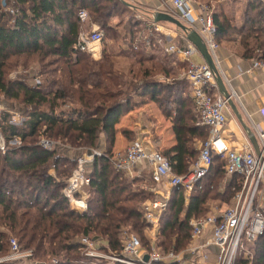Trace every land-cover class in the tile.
<instances>
[{
    "label": "trees",
    "instance_id": "16d2710c",
    "mask_svg": "<svg viewBox=\"0 0 264 264\" xmlns=\"http://www.w3.org/2000/svg\"><path fill=\"white\" fill-rule=\"evenodd\" d=\"M118 4L125 6L119 0H0V102L4 107L0 133L6 145V151H0V258L9 253V240L14 238L22 250L33 251L39 264L49 260L50 264H95L82 254L81 239L120 256L124 228L141 236L142 229L150 226L142 202L154 194L132 191L133 181H126L104 156L111 154L116 125L138 108L135 98H147L171 122L176 143L162 155L175 174L187 172L198 155L196 143L207 138L205 128L195 124L194 105L184 94V82L163 85L154 78L170 75L166 63L157 61L165 68L161 71L157 65H146L152 59L144 52L156 48L154 36L150 43L136 39L127 45L130 54L120 55L137 61L124 63L127 70L121 72L115 61L105 57L106 52L93 61L75 49L78 12L85 9L94 14L100 29L109 30L107 22L116 16ZM244 15L243 26L235 29L229 18L215 12L216 41L238 34L244 56L264 61V2L250 0ZM49 58L53 61L48 62ZM33 61L40 65L33 77L20 75L33 68ZM13 73L16 77L10 78ZM35 78H40L39 84ZM10 111L22 118L20 127L12 122ZM101 134L104 155L86 167L90 178L87 211L75 214L62 190L77 157L84 149H95ZM121 135L130 140L132 130L121 129ZM42 138L57 145L46 150L39 145ZM12 140L19 145L10 146ZM51 162L55 178L47 173ZM223 168V160L212 161L207 175L191 192L184 215L183 192L173 189L156 233L164 252L179 253L189 245V220L204 217L209 201L229 203L238 191L240 177L225 179ZM252 252L250 263L264 264L263 238L256 241ZM238 264L248 262L240 258Z\"/></svg>",
    "mask_w": 264,
    "mask_h": 264
},
{
    "label": "built area",
    "instance_id": "2783aa9c",
    "mask_svg": "<svg viewBox=\"0 0 264 264\" xmlns=\"http://www.w3.org/2000/svg\"><path fill=\"white\" fill-rule=\"evenodd\" d=\"M157 1L159 4L157 13H165L175 18L201 38L226 87L228 98H224L218 92L216 96L213 95L212 91H218L214 74L204 62L196 63L191 60L194 55H199L192 44L186 42L185 47H179L170 43L164 47V51L188 62L184 78L191 88L195 124L205 128L207 133L206 140L200 143L195 161L185 174L177 175L172 171L167 158L160 153L148 151L141 140H135L123 151L110 155L84 149L76 159V167L66 180L62 194L73 213H85L86 205L78 195H81L82 190L90 184L86 167L95 157L102 155L107 157L116 171L127 176H131L141 163H146L150 168L153 184L167 183L171 189L182 191L186 198H189L193 189L207 175L215 158L224 161L223 169L226 177L234 175L240 177V186L233 196L231 206L218 210L212 215L189 220L190 243L184 255L174 252L164 255L154 250V247L143 252L141 242L131 236L124 237L125 242L120 256L103 255L92 242L82 239L81 242L86 250L84 256L87 259H110L119 264H238L240 258L251 264L253 252L250 247H253L259 239H264V128L254 125L250 117H247L248 128L257 143L258 154L251 144L248 143L237 149L224 137L223 130L228 119L229 101L240 108L241 103L218 61L213 15L206 6L196 0ZM7 10L14 13L11 9L7 8ZM78 20L80 31L75 49L95 57L96 46L102 42V33L93 25L91 30L86 29L85 24L89 20L86 10L82 9L78 12ZM152 27L155 32L163 31L158 25L152 24ZM252 68L264 71V61H252ZM35 83L39 84V80L35 79ZM262 112L264 113V109ZM39 145L51 150L57 143L42 138ZM0 151L2 153L6 151L1 133ZM166 204L161 200L147 202L144 206L145 221L151 226L156 225ZM9 244L10 251L0 259V263L36 264L32 261V251L22 250L14 238L9 240ZM246 245L248 248L245 247Z\"/></svg>",
    "mask_w": 264,
    "mask_h": 264
},
{
    "label": "crops",
    "instance_id": "0c3cea01",
    "mask_svg": "<svg viewBox=\"0 0 264 264\" xmlns=\"http://www.w3.org/2000/svg\"><path fill=\"white\" fill-rule=\"evenodd\" d=\"M119 1L125 2V3L127 1V3H131L132 5L129 4L130 7L128 8H130L132 11L135 10V13L137 14V16L143 17L147 21H149L151 25L155 24L163 29V31L159 34L163 36L164 34L166 36H169L168 39L172 40V42L174 41L173 38L177 36L181 39V40L180 39L178 40V42L180 43L179 46L185 47V44L188 41L186 40L183 33H177V34L173 33L174 30L170 31V29L162 25L165 22H159V23L154 22L153 15L157 13V10H159L158 8L159 4L157 0H119ZM196 1L199 2L198 0ZM239 2H240L239 0H235L230 5L222 4L221 6L223 14L232 21V24L235 29H240L243 26L244 18H245L244 9L240 10ZM248 3L249 2H247L246 4ZM231 8H232V11L228 13L227 9H231ZM92 25H93L92 23H88L86 25V29L91 30L92 27L94 26ZM172 33H173V36L171 35ZM156 34L157 35L154 36V38L156 39V44H158L160 39L162 40V38L161 36H159L158 32H156ZM95 57L97 56L95 55ZM95 57H92L90 55L91 59H95ZM217 57H218V61L220 63L221 69L225 77L228 79L233 90L239 97L241 108L238 107V105L236 104H235V107H236L238 114L241 116L242 122L248 127L247 117H250V121L254 125H257L260 128H264V113L262 112L264 109V71L262 69L252 68V61L257 60V59L248 58L244 56V50L241 46L240 37L238 36V34H232L230 36L224 37L223 39L219 41ZM173 59L174 61H171V63L168 64V69L171 72V75H168V76L164 75V77H162V79H160L159 82L165 85H174L177 81L181 79L184 82V93L185 95L189 97V99L193 103L192 98H191V88L187 80L184 78V75H183V78L180 77L177 79V76L181 75L182 72L185 73L187 66H188V62L182 60L181 57L174 55V54H173ZM191 60L196 63L204 62L200 54L194 55L191 58ZM170 80H173L172 83H166V82H169ZM216 90L218 91H212L214 96L217 95V92L220 93L218 87ZM133 112L134 113L137 112V109ZM130 114H128L127 116H124L121 119L120 123L122 124L125 123L123 120H125L126 118H129ZM152 117L158 121L159 125L156 129H153V130H150L147 128L144 136L142 137V139H140L143 142V145L146 147V149L148 150V147L151 146L148 142L151 137L154 138V143H158L160 141L163 145H165V147L163 146L165 149L174 146L176 141H175V136L172 131L171 122L164 118V116L162 115L158 107L154 108V113ZM227 118H228L227 123L223 130L224 137L229 139L231 141L232 146L237 149H239L242 146H245L248 143L250 144L246 131L243 129L241 123L237 120L235 114L232 112L230 108L227 111ZM159 119L162 121H159ZM120 123L117 124L115 127L116 135H115V141H114V145H113L111 153L112 152L115 153L116 151L121 150L122 147L124 146L123 141H125V139L121 135V129H123L124 127ZM165 125H166V129H164L163 132L165 133L166 130L168 131L165 137H162L163 135H161V138L159 139L158 135L160 134V132H162L161 129H163ZM130 127L132 128V131L134 132L135 130L134 127L133 126H130ZM142 132L143 131L141 130V133ZM166 137L167 139L165 140ZM104 146H105V137L104 135L101 134L99 137L96 149L98 150L103 149V152H104L105 149L102 148ZM141 167L149 168V166L146 163H141L139 167L134 170V173ZM47 173L51 177H54V178L56 177V170H55V165L53 162H51L48 165ZM123 175L126 178L129 177L125 174ZM149 178H150L151 185H149L147 190L149 193L154 194L155 197L153 198V201L161 200L167 203L171 196L173 189H171L167 185V183H162L161 185L153 184L152 178H151V171H150ZM78 197L79 199H82L83 202L85 203L86 211H87L86 198L84 199L82 195H78ZM183 198L184 200H186V197L184 196V194H183ZM188 202H189V198L186 204H188ZM219 209L220 208L216 207L213 213H215ZM212 214L209 213V215H212ZM159 217L157 219V225H158ZM151 244L148 247L149 249L153 246ZM142 248H143V245H142Z\"/></svg>",
    "mask_w": 264,
    "mask_h": 264
},
{
    "label": "rangeland",
    "instance_id": "374dc122",
    "mask_svg": "<svg viewBox=\"0 0 264 264\" xmlns=\"http://www.w3.org/2000/svg\"><path fill=\"white\" fill-rule=\"evenodd\" d=\"M199 4L206 6L209 10V12L213 15L215 12L217 13H223L221 6L222 4H228L230 5L232 2H234L235 0H198ZM225 1V2H224ZM239 8L240 10H245L246 6H247V2H249L250 0H239ZM122 4H125V6L122 5H117V12H115L116 16L109 19V21L107 22V24L109 25L110 29H106V30H102L100 29L99 25L97 24V16H95L94 14H91L89 12V20L88 23H92L96 29L102 31V36H104V40L100 43L97 44L96 46V56L95 59H92L93 61H99L100 59H102V53L106 52V56L110 58L111 61H115L117 66L116 68L121 72V71H126V67L123 66L124 63H127V61H137L131 58H126L123 57L122 55H120V53L122 54H130V51H127V45H132L134 43L137 42L136 39H138V42H147L150 43L151 38H153V36H156V32L153 30L152 25L149 23V21H147L145 18L137 16V14L134 11H131L130 8L128 9L127 7H130V5H132L131 3H126L125 2H121ZM127 4V7H126ZM85 10V9H84ZM87 11V10H86ZM89 11V10H88ZM228 13H230L232 11L231 9H227ZM88 13V12H87ZM163 26L167 27L168 29H170V31L174 30L173 33L177 34V33H182L178 28H176L174 25L172 24H162ZM173 33L171 34L173 36ZM159 34V33H158ZM159 36H161L162 40L160 39V44L155 45L156 48H151L149 50H147L146 52H144V55L146 56V58L148 57L149 59H152L150 61H152L151 63H148L146 65L151 66V65H157V67H159V71H161L162 69H165L163 67V64H161L160 62L157 61H161L163 63H166V67H168V64L171 63V61H174L173 59V55L172 54H168L164 51V47H166L167 45H169L170 43L172 44H176L177 46H179V42L178 40L180 39L179 37L175 36L173 38V42L172 40H169L168 37L166 35H161L159 34ZM138 37V38H137ZM149 39V40H148ZM181 40V39H180ZM217 44L219 45V42H217ZM181 47V46H179ZM133 53L131 52V55ZM89 55V54H87ZM90 56V55H89ZM49 61H53V58H49L47 60ZM46 62L45 64L47 65ZM20 64L23 63V61H19ZM33 68L26 71V72H21L20 75H28L29 77H33L34 73H36L39 69H40V65L36 63V61L32 62ZM136 70V68L133 69V71ZM185 73L182 72L181 75L177 76V79L182 77ZM16 73L10 74V78H14L16 77ZM171 75V72H170ZM161 77V78H159ZM162 77H164V75L159 74L155 76V80L156 81H160V79H162ZM37 80L40 81V78H35ZM34 79V81H35ZM129 80H131V77H129ZM137 82H140V78L136 79ZM173 80H170L169 82L166 83H172ZM179 81H182L181 79ZM177 81V82H179ZM165 85V84H163ZM185 94V93H184ZM147 99V98H146ZM139 100L137 98H135V102L137 101L138 104V108L137 112H131L129 118H126L125 120H123L125 123H120L123 125V129H131L130 126L134 127V132L132 131V137L130 140H125L123 141L124 146L122 147L121 150L116 151V152H121L123 151L131 142L135 141V140H140L142 139V137L144 136L147 128L150 130L156 129L158 127V121L155 120L152 115L154 113V108H157V105L154 103H150L147 100ZM145 102V103H144ZM2 102H0V109H4L3 105L1 104ZM135 109V110H136ZM134 110V111H135ZM11 112V111H10ZM11 114L13 115V119L12 122L17 124L19 127L21 126V122H22V118L20 117V115L18 113H16L15 111H12ZM195 118V117H194ZM159 121H162L159 119ZM196 121V120H195ZM141 122V123H140ZM137 125V126H136ZM168 125V124H166ZM166 125L165 127H163V129H161L162 132H160V134L158 135L159 139L161 138V135H163L162 137H165L166 133L168 130L165 131V133L163 132L164 129H166ZM122 127V126H121ZM144 129V130H143ZM141 130L143 131L141 133ZM3 136V135H2ZM4 139V137H3ZM167 139V137L165 138V140ZM5 142V140H4ZM149 144L151 145L150 147H148L149 151L152 152H157L160 153L162 155L163 149H165V145H163L160 141L158 143H154V138H150L149 139ZM201 143V142H200ZM200 143L197 142L196 143V149L198 150ZM10 146H18L19 142L17 141H11L9 143ZM97 146V145H96ZM164 146V147H163ZM84 148H86V146H83ZM105 149V146L102 147ZM98 151L99 153H104L103 149L98 150L93 149ZM115 152V153H116ZM114 153V152H112ZM139 173V174H138ZM150 170L149 168H139L135 173H133L131 176L126 178V181H133V186L131 187L132 191H136L138 194L144 192L146 195L149 193L148 192V187L150 184ZM225 179H227V177L225 176ZM137 181V182H135ZM135 182V183H134ZM87 188V187H86ZM83 189L82 190V197L85 199L88 196V191L87 189ZM224 189L221 188L220 191L222 192ZM84 193V195H83ZM152 196V195H151ZM188 198H186V200H184V207H183V211H182V215H184L185 213V209H186V202H187ZM153 201V198L148 197L147 201H143L142 202V207L145 206V204L147 202ZM233 203V197L229 200V203H221L217 200L215 201H209L206 204L207 207V211L206 214L205 212L202 215H205L204 217L208 216L209 213H213V211L215 210L216 207L224 210L225 208H227V206H231V204ZM221 206V207H220ZM219 209V210H220ZM157 229H158V225H154V226H149L147 228L142 229V235H138L137 233L133 232L131 230L130 227L126 226L124 228V230L126 231L125 234H123L124 237H135L136 239H140L139 241L141 242V244L143 245V252H147L149 251V249L146 247L147 245L149 246L151 243V245H153L152 247H154V250H158L159 253L161 254H167L168 252H164V250L162 249V247L159 246V242L161 241L162 238H158L156 236L157 233ZM125 239H123V245H124ZM18 243V242H17ZM146 243V244H144ZM246 248H248V245L245 246ZM187 249V246L182 249L179 253L176 254H182L184 255L185 250ZM30 251H32L31 249H28ZM250 250H253V247H250ZM84 252H86L85 248L82 250V254H84ZM173 252V251H170ZM178 252V251H177ZM101 253L103 255H107L108 253L104 252L101 250ZM112 255V254H110ZM6 256V255H5ZM3 256V257H5ZM1 257V258H3ZM32 261L35 262L36 264L38 263V261L36 259H34V253L32 251ZM0 258V259H1ZM86 258V257H85ZM92 262H94L95 264H119V263H115L114 261L110 260V259H91ZM90 260V261H91ZM46 261L44 262V264H50L53 263L52 261L50 262Z\"/></svg>",
    "mask_w": 264,
    "mask_h": 264
},
{
    "label": "water",
    "instance_id": "95a60500",
    "mask_svg": "<svg viewBox=\"0 0 264 264\" xmlns=\"http://www.w3.org/2000/svg\"><path fill=\"white\" fill-rule=\"evenodd\" d=\"M264 1V0H263ZM154 22L159 23V22H165L174 25L176 28H178L186 37V40L192 44L200 56L202 57L204 63L209 67V69L213 72L214 74V81L217 84V87L220 91V93L224 96V98H228V92L226 90V87L218 74L214 63L212 61L211 56L209 55L206 46L202 42L201 38L198 36V34L194 31H189L186 26H184L182 23H180L178 20L175 18L165 14V13H155L153 16ZM229 107L232 110V112L235 114L237 120L241 123L243 129L246 131L248 135V139L250 141V144L252 145L253 149L255 150L256 154H258V147L257 143L255 141L254 136L252 135L251 131L249 128L242 122L241 116L238 114L236 107L232 101H229ZM146 260V258H145Z\"/></svg>",
    "mask_w": 264,
    "mask_h": 264
}]
</instances>
